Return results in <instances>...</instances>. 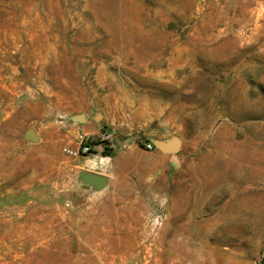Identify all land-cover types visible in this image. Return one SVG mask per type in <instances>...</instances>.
<instances>
[{"label": "rangeland", "instance_id": "1", "mask_svg": "<svg viewBox=\"0 0 264 264\" xmlns=\"http://www.w3.org/2000/svg\"><path fill=\"white\" fill-rule=\"evenodd\" d=\"M0 264H264V0H0Z\"/></svg>", "mask_w": 264, "mask_h": 264}, {"label": "water", "instance_id": "2", "mask_svg": "<svg viewBox=\"0 0 264 264\" xmlns=\"http://www.w3.org/2000/svg\"><path fill=\"white\" fill-rule=\"evenodd\" d=\"M160 149L163 152L177 153L179 148L177 143H166V144H161Z\"/></svg>", "mask_w": 264, "mask_h": 264}, {"label": "trees", "instance_id": "3", "mask_svg": "<svg viewBox=\"0 0 264 264\" xmlns=\"http://www.w3.org/2000/svg\"><path fill=\"white\" fill-rule=\"evenodd\" d=\"M87 148H89V146H86Z\"/></svg>", "mask_w": 264, "mask_h": 264}]
</instances>
